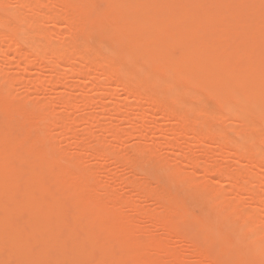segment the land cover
Masks as SVG:
<instances>
[{
	"label": "bare ground",
	"instance_id": "bare-ground-1",
	"mask_svg": "<svg viewBox=\"0 0 264 264\" xmlns=\"http://www.w3.org/2000/svg\"><path fill=\"white\" fill-rule=\"evenodd\" d=\"M8 1H0L1 62L23 74L29 93L20 99L60 88L61 110L52 115L36 96L31 106L10 99L17 78L0 71V264H189L194 254L193 264H264V0ZM92 35L101 52L86 42ZM31 69L54 78L44 83ZM79 123L83 145L68 154ZM103 135L110 143L96 149ZM157 135L171 139L161 145ZM111 147L133 165L130 177L115 164L136 200L117 193L122 181H97L87 162ZM138 174L179 196L162 184L142 189ZM243 195L258 208H243ZM177 197L210 207L195 217L170 207ZM153 200L162 210L135 206ZM171 237L186 242L190 259Z\"/></svg>",
	"mask_w": 264,
	"mask_h": 264
},
{
	"label": "rangeland",
	"instance_id": "rangeland-1",
	"mask_svg": "<svg viewBox=\"0 0 264 264\" xmlns=\"http://www.w3.org/2000/svg\"><path fill=\"white\" fill-rule=\"evenodd\" d=\"M0 1H1V0H0ZM5 1H8V0H5ZM11 1H12V0H9L8 2H11ZM107 21H108L107 23H110V24H111V23L114 24V22H115L114 19H113L112 21H111V19H110V20L108 19ZM109 21H110V22H109ZM110 24H109V25H110ZM112 24H111V25H112ZM62 29L64 30V28H62ZM89 38H90L89 40L86 39V40H87L86 42L90 41V43H89L88 45H90L91 42H92L91 45H96V46H94V47H95V48L98 47V51L101 52L102 49L100 48V46H97L98 35H92V36L89 37ZM91 47H93V46H91ZM100 49H101V50H100ZM96 52H97V49H96ZM1 59L3 60V58H1ZM1 59H0V64H1V63H2V64L0 65V71H1L3 68H5V69H3V71H4L5 73H7V72H8V73H7V75L4 74L3 71L0 72V73H3V74L6 75V76H8V74H9V77L13 75L14 77L12 76V79L17 78L16 81H20V80H18V79L21 78V76L23 77V74H22V75H19L18 72H19V73H21V72H20L17 68H15V67H16L15 65H12L11 67H10V65L7 66L5 63L3 64L4 61L1 62V61H2ZM3 65H4V66H3ZM6 68H7V69H6ZM32 70H33V71H32ZM46 70H47V69H45V72L42 71V73H41V71H40L39 73H36V72H38V70H36V69H31V71H30V75L33 74V75H32L33 78H34V77L37 78V79L39 78V79L42 80L43 82H44V81H47V79L52 80V79L54 78V77H52V76H54V75L52 74V76H50L52 72H49V73H48L49 70H48V71H46ZM16 72H17V73H16ZM34 72H35V73H34ZM46 72H47V73H46ZM31 73H32V74H31ZM10 74H11V75H10ZM35 74H36V75H35ZM49 74H50V75H49ZM15 75H17V77H15ZM32 76H31V77H32ZM24 77H25V78H28L27 75H24ZM66 78L69 79V77H66ZM12 79L10 78V81H11V82L13 81ZM68 79H67V80H68ZM49 80H48V81H49ZM10 81H9V83H10ZM16 81H15V83H14V81H13V82L11 83V85H9V83H8L9 88L12 89L10 92L13 93L12 95L15 94L14 96L11 95V96H10V99H12V100H16L17 98H11V97H15V96H16V97H19V98L17 99V101L19 100V103H20V102H23L22 100L24 99L25 93H29V91L26 92V90H28V87H26V86H28V85L23 84V82H22V84H23V85H22V84H21V81H20V82H16ZM44 83H45V82H44ZM46 83H48V82H46ZM88 83H89V84H88ZM92 84H93V83H92L91 81H90V82H89V81H86V82H84L82 85L88 87V89H89L90 87H92ZM0 86H1L0 88L2 89V83H0ZM1 89H0V91H1ZM57 89H58L59 91H61L60 88H57ZM57 89H55L54 92H49V93H48V92H46V93H45V92H43V93H40V92H39V93H37V94H31L30 99L36 96V99H38V100H39V99H43V101H44V99H45V101H47V102L49 101V102H50V105L48 104L49 107H48V105H46L45 107H46V109H49V108H50L49 110H51V108L53 107L52 110H54V111H53L54 113H53V112L51 113V111H49V110H48V112H46V113H48V114L51 113L52 115H55V114L58 112V110H61V108L58 107L59 104L56 103L57 100L54 99V98H56V95L59 94ZM71 92H72V93H71ZM114 92H115L116 95H118V96H121V95H122V90H121V89H115ZM10 94H11V93H10ZM16 94H20V96H19V95L17 96ZM78 94H79V93H77V90H72V91H70V95L76 96V95H78ZM21 95H24V96H22L23 99H20V98H21ZM26 95H27V94H26ZM58 96H59V95H58ZM58 96H57V97H58ZM44 97H45V98H44ZM30 99H29V98L24 99V104H25V105H28L29 103L32 104L33 101L30 100ZM51 100L53 101L54 104L51 103V102H52ZM39 101H41V100H39ZM27 102H28V103H27ZM205 102H206V103H211V102H210L209 100H207V99L205 100ZM26 103H27V104H26ZM20 104L23 105L22 103H20ZM31 104H29V106H31ZM57 104H58V106H57ZM55 105H56V106H55ZM32 106L34 107V105H32ZM50 106H51V107H50ZM55 110L57 111L56 113H55ZM92 110H94V109H92ZM98 111H99V110H98ZM98 111H97V109H95L94 111H91L90 113L93 114V115H98V116H99V114H100L101 112L99 113ZM58 114H60V111H59ZM58 114H56V115H58ZM0 115H1V116H0V125H1L2 113H0ZM102 115H103V114H101L100 116H102ZM154 118H156V117H154ZM154 118H153V119L150 118V119H151V120H155ZM151 120H149V121H151ZM158 120H159V118H157V122H156V120H155L156 123L160 122V123H158V124H162V123L164 124V123L166 122V123L164 124V125H165V128H166V126H167L168 124H170L169 121H165V120H163V121H162V120H161V121H158ZM155 122H153V123H155ZM161 122H162V123H161ZM83 124H84V123H82V124L79 123V124H77V125H73L74 128H75L74 130L77 131V132H76V134H77L76 137H77V138H75V137H69V138H67V140H68V142L66 141L67 144H68L70 141H72V143H69V145H67L66 142L63 141V138H60V137H59V135H60L59 133H58V134H59L58 137H59V139H61V140L57 139V138H58L57 136H56L57 138L55 137V138H56V139H55L56 141L53 140V139H54L53 137H50V138H51V139H50L51 142H53L57 148H59V147H61L62 145L66 144V148H67V147L70 148V150H69V148H68V150L66 149V151L68 152V154L70 153V154L73 155V153H71V152H73V151H75V152L79 151V148H76L75 145H76V144H77L78 146H82V145H83L82 142H80L79 140H77L78 138H80V137L82 138V137H84V135H85V133L83 134V133H81V132H82L83 130H84L83 132H85L87 126H86V124H84V125H83ZM163 124H162V125H163ZM166 124H167V125H166ZM79 126H80V127H79ZM85 127H86V128H85ZM88 127H89V126H88ZM83 128H84V129H83ZM38 129L40 130V131H39L40 133H41L42 131H43V132L46 131L45 128H44V130H42L43 127H42V128L40 127V128H38ZM38 129L35 130V133H34L35 135H37V133L39 134ZM41 130H42V131H41ZM54 133L57 134V131L54 130ZM80 133H81V134H80ZM52 134H53V131H52L51 135H52ZM231 134H232V133H231ZM78 135H79V137H78ZM98 135H101V136H102V133H99ZM150 135H151V134H150ZM153 135H154V134H153ZM60 136H61V135H60ZM151 136H152V135H151ZM164 136H165V135H160V136L157 135V137L155 136V138H156L157 141H159L160 143H161L164 139H169V138L171 139L170 136H167V137H165V138L163 139ZM232 136H233V137H236V136H234V134H232ZM232 136H231V137H232ZM62 137H63V136H62ZM101 138H105L104 135H103V137H101ZM158 138H159V139H158ZM69 139H70V140H69ZM105 139H106V138H105ZM160 139H161L162 141H161ZM57 140H59V142L63 141L64 144L60 145V144L57 142ZM73 140H74V141H73ZM107 140H108V138H107L106 140L103 139V143H104V144H103V143H102V145L94 144V146L96 147V146L99 145L98 148H96V149H100L101 147H107V145L110 143V142L107 141ZM131 140H132L133 143L136 141V140H134L133 138H132V139H129V140L127 141V143L129 144V145H128L129 148H130V143H129V142H130ZM77 141H78V142H77ZM167 141H168V140H167ZM55 142H57L58 144H56ZM74 142H75V143H74ZM76 142H77V143H76ZM165 142H166V140H165ZM79 143H80V145H79ZM81 143H82V144H81ZM147 144H148V143H147ZM59 145H60V146H59ZM131 145H132V144H131ZM161 145H162V143H161ZM64 146H65V145H64ZM64 146H62V148H63ZM71 146H72V147H71ZM115 146H116V145L113 144L112 147L115 148ZM163 146H164V144H163ZM163 146H162V147H163ZM56 147H55V148H56ZM74 147H75V148H74ZM95 147H94V148H95ZM112 147L109 149V152H108L107 156L103 159L104 161H103V160H99V162H98V160L96 161V160L93 159V158H87L89 161H88L87 159H86V160H87L88 163H90L89 165L91 166V168L98 167V170H97V168H94V169H96V170L99 172V174H96V180H97V181H100V180H101V181L104 182V183H105V181H107V184L110 183L109 186L112 185L113 182L111 183V181H112L114 178H115V183H117V181H118L119 183L122 181V183H121V184H123L122 187H121L120 184H119L120 187H119L117 184H116V185H117V187H116V185L113 183V184L115 185L114 188H117V189H118V188H119V189L122 188L123 190L126 189L127 192H126L125 190H124V191H125V192H124L122 189H120V190L118 189V190H116V191H118L117 193H120V192L123 191L124 193H126V196H127V195H132V198L134 197L133 199L136 200L137 197L134 196V195L137 193V192H134V191H136V190H134L132 187H131V188H128V186H126V185H127V183H126L127 180L130 179V178H129L130 172H131V174H132V168H133V165L131 164L132 167H130V166H131L130 164H129V165H130V166H129L127 163L124 162V161H125V160H124L125 158H124V156L121 154L122 152H119V153H120V155H122L123 158H124V159H123V158L121 157V159L123 160V161H122V160H121V161H122V163L124 162V164H122L120 161H117V160H120V157H118L119 153H118V151H117L116 149H115V150L113 149V151H112ZM116 147L118 148V146H116ZM162 147H161V148H162ZM57 148H56V149H57ZM125 148H127L126 145H125ZM129 148H127V151H129V150H128ZM72 149H74V150H72ZM75 149H76V150H75ZM118 149L121 150V148H118ZM164 149H165V150H164ZM167 149H168V150H167ZM167 149H166V147L163 148V149L160 151V153H161V152L164 153V152H166V150H167V152H169V151L171 152V151H172V150H169V148H167ZM122 150H124V148H122ZM122 150H121V151H122ZM69 151H71V152H69ZM115 152L117 153V155H116L117 157H116V158H119V159L114 158V157H115V154H116ZM111 153H112V154L114 153L113 157H112V154H111ZM123 153H126V152L123 151ZM127 153H128V152H127ZM163 153H162V154H163ZM167 154H168V155H167ZM169 154H172V152H171V153H166L167 156H164L165 154H164L163 156H164V157H167V159H168V158L170 157ZM120 155H119V156H120ZM125 155H126V154H125ZM159 155H160V154H159ZM163 156H161V159H162V160H165V159L163 158ZM159 157H160V156H158V158H159ZM170 158H172V156H171ZM105 159H106V160H105ZM112 159H115L116 162L113 161V162H115V163H113V162H112ZM218 159H219V158H218ZM220 159H222V157H220ZM90 160H91V161H90ZM92 160H93V161H92ZM155 160L157 161L156 158H155ZM155 160H154V161H155ZM84 161H85V160H84ZM94 161H95V163H93ZM101 161H102V162H101ZM110 161H111V162H110ZM156 161H155V163H156ZM159 161H160V158H159ZM159 161H158L157 163H159ZM165 161H166V160H165ZM217 161H218V160H217ZM87 162H86V163H87ZM91 162H92V163H91ZM100 162H101L102 164H101ZM119 162H120V163H119ZM160 162H161V161H160ZM168 162H169V163H172V161L170 162V160H168ZM218 162H219V161H218ZM86 163H83V165L87 166ZM112 163H113V164H112ZM152 163H153V161H152ZM155 163H153V164L150 163V164H151V165H155ZM157 163H156V164H157ZM219 163H220V162H219ZM221 163H222V160H221ZM92 164H93V165H92ZM94 164H95L96 166H95ZM115 164L117 165V167H118V165H120V166H119V167L121 168V169H120V172H119V170H118V171L116 170V169H118V168L116 167ZM133 164L136 166V163H133ZM89 165H88V167H90ZM113 165H115L116 168H115ZM121 165H122V166L124 165V166H123V169H124L125 166H128V167H129V170L127 169L128 167H125V169H124L125 171L127 170V173L130 171V168H131V171L129 172V175H128V179H126V180H125V178L122 177L123 175H122V176H119V175L117 174V173L119 172L120 174H123V173H124V175H126V172H124V170H123V173L121 172V170H122V166H121ZM151 165H150V166H151ZM107 166H108V167H107ZM109 166H110V169L112 170V171H110V172H111V173L114 172V174H112V176H109V175L105 176V174H107V173L109 172ZM111 167H112V168H111ZM151 167H152V166H151ZM148 168H149V167H148ZM145 169L147 170V168H145ZM149 169H151V168H149ZM149 169H148V171H149ZM107 170H108V172H107ZM146 170H145V172H144L145 174L142 172V173L145 175V177H146V175H148L149 173H150V174L152 173V172H150L151 170H150L149 172H147ZM116 171H117V172H116ZM98 172H97V173H98ZM105 172H106V173H105ZM146 172H147L148 174H147ZM142 173H140V174H142ZM103 174H104V175H103ZM97 175H98V177H97ZM132 175H133V174H132ZM138 175H139V174H138ZM138 175H136L135 177H137ZM151 175H153V174H151ZM139 176H140V178H139V177H138V178L140 179V180H139V181H140V184H143V185H142L143 187L140 185L142 189H145L144 187L147 188V186L149 187V186H150L149 184H151V185L153 186V187L150 186V187H152L151 189H153V188L155 187L154 185H157V184L160 185V184H162V186H161V185H160V186H161L163 189H167L169 194H172V196H173V193H170V191L173 192V191L175 190L174 194L177 193V194H175V196H177V195L179 196V193H180L179 190H176V189L172 190L170 187H167L165 181H163L162 179H161V181H163V182H160V181H159V180H160L159 178H157L156 176H155V177L152 176V177H153L152 181L155 180L154 182H155L156 184H155V183L152 184V183H150V182L148 181V183L146 182V183H147V185H146V183H143L145 180H142V179H141V178L144 179L145 177H142L141 175H139ZM105 177H107L106 180L104 179ZM108 177H109L110 179H111L112 177H113V178L110 180ZM121 177H122V178H121ZM124 177H125V176H124ZM126 177H127V176H126ZM130 177H132V176L130 175ZM149 177H151V176L148 175L146 179H149ZM199 177H200V175H198V178H199ZM97 178H98V179H97ZM99 178H100V180H99ZM154 178H155V179H154ZM206 178H208V177H204V178H202V179H203V180H206ZM108 179L110 180V182H108ZM123 179H124L125 181H123ZM134 179H135V178H134ZM136 179H137V178H136ZM196 179H197V178H196ZM202 179H201V181H202ZM104 180H105V181H104ZM116 180H117V181H116ZM149 180H150V179H149ZM164 180H165V179H164ZM260 180H261V179H260ZM113 181H114V180H113ZM141 181H142V182H141ZM197 181L199 182V179H198ZM201 181H200V182H201ZM208 181H209V179H208ZM224 181H225V182H224ZM224 181H222V183H225V185H226V187H227V186H228V185H227L228 183H227L226 180H224ZM136 182L138 183V181H136ZM200 182H199V183H200ZM261 182L264 183L263 181H261ZM202 183H203V182H202ZM209 183H210V181H209ZM105 184H106V183H105ZM164 184H165V185H164ZM206 184H207V182H206ZM61 185H62V184H61ZM63 185H64V184H63ZM128 185H129V184H128ZM144 185H145V186H144ZM123 186H124V187L126 186L127 188H126V187L123 188ZM129 187H130V186H129ZM161 187H158V189L161 188ZM166 187H167V188H166ZM114 188H113V186H112V189H113V190H114ZM128 189H129V190H128ZM130 189H132V190L130 191ZM142 189H141V190H142ZM155 189H156V187H155ZM100 190H101V189H100ZM100 190H99V191H100ZM141 190H140V191H141ZM145 190H146V189H145ZM151 191H153V190H151ZM99 193H103V192L101 191V192H99ZM114 193H115V192H114ZM117 193H116V194H117ZM124 193H122V195H123ZM127 193H128V194H127ZM120 195H121V193H120ZM124 195H125V194H124ZM172 196H171V197H172ZM243 196H244V195H243ZM243 196H242V198H243ZM246 196H247V195H245L244 197L246 198ZM135 197H136V198H135ZM262 197H263V195H262ZM173 198H174V196H173ZM177 198H179V197H177ZM245 198H244V199H245ZM247 198H248V199H247ZM247 198H246V201L248 200V203H247V204H246V202H245L243 199H241V201L243 202V204H245V205H244L245 207L243 206V208H246V209L248 210L247 206H250V207H249V209H250V208L254 207V206H253L254 204H258L257 202L254 203V202H251V201H250V202H251V203H250L251 205H250V204H249V197L247 196ZM179 199H181V202H176V203H175V202H172V203L169 202L170 207H172V208H176V207H177V208H180L181 210H183V211H185V212H187V213H189L190 215L195 216V217H200V216L203 214V212L206 211V209H207L208 207H210V206H207V208L205 209V207H206L205 205H202V207H200L201 205L195 203V204H197V205L194 206V203H193V202H187L188 200H187V201H184V200H186V198H183V199H182V198L180 197ZM231 199H232V198H231ZM231 199H230V200H231ZM153 202H154V200H153L152 202H151V201H147V202H136V203H135V206H136V205L140 206L139 209H140V208H143L144 211H145L146 209H150L151 212H154V211L159 212V211H160L159 209H161L160 207H159L158 210H155L156 208H158L157 205L159 206V203L157 204V202H155V203H156V204H155V203H153ZM60 203H61V205L65 208V210H68V211H69V209L71 208L69 212L72 213V206L70 205V202H66L67 204H66L65 202H60ZM252 203H253V205H252ZM68 204H69V205H68ZM151 204H152V205H151ZM177 204H179L180 206H179V205L176 206ZM187 204H188V205H187ZM192 204H193V205H192ZM243 204H242V205H243ZM174 205H175L176 207H175ZM189 205H191V207H188ZM135 206H134V209H135ZM251 206H252V207H251ZM258 206H259V204H258V205H255V208H258ZM136 207H137V206H136ZM155 207H156V208H155ZM137 208H138V207H137ZM137 208H136V209H137ZM154 208H155V209H154ZM185 208H186V209H185ZM139 209H137V210L139 211ZM152 209H154V210L152 211ZM125 210H127V209H124V211H125ZM140 210H141V209H140ZM161 210H162V209H161ZM211 210H212V208H210L207 212H209V211H211ZM250 210H251V209H250ZM142 212H143V211H142ZM145 212H146V211H145ZM148 212H150V211H148ZM145 222H146V221H144V222H142V223H144L145 226H147L146 229L148 228V224H149V226L151 227L150 230H149V229H147V230H149V231L152 230L154 234L156 233L155 231H157L156 234H160V235L162 234V232L159 231V230H156V229H155V231H154V228L151 226V224H150L149 222H146V223H145ZM140 226H142L141 223H140ZM143 226H144V225H143ZM143 226H142V227H143ZM142 227H141V228H142ZM152 231H151V232H152ZM159 232H160V233H159ZM175 239H176V238L171 237V238H169V242L171 243V242L177 241V239H176V240H175ZM172 240H173V241H172ZM180 241H181V242H180ZM169 242L167 241L169 247L172 246V245H173V246L176 245L177 247H176V246H175V247H176L178 250L180 249V250H181V251H180L181 253H180L179 251H177V249L174 247V248L176 249V251L179 252V253L182 254V255L188 256L189 259L191 258V256H192L193 253H194V252L191 253V252H192V249H190L189 247H187V244H185L186 242H184L183 240H179L178 242H175L176 244H175V243H173V244L171 243L172 245H170ZM179 242H180V243H179ZM182 242H184V243H182ZM179 245H180V246H179ZM173 246H172V247H173ZM172 247H170V248H172ZM184 247H185L186 250H183ZM173 250H174V249H173ZM189 250H190L191 252H189ZM183 251H184V252H183ZM186 251L189 252V253H187ZM185 253H186V254H185ZM194 255H195V254H194ZM194 255L192 256V259H194L193 261L196 263V261H197L196 259H197L198 257L195 258L197 255H195V257H194ZM193 257H194V258H193ZM185 259H186V258H185ZM192 259H190L192 263L190 262V260H188V259H186V260H188L191 264H193ZM186 262H187V261H186ZM189 262H188V263H189ZM190 263H189V264H190Z\"/></svg>",
	"mask_w": 264,
	"mask_h": 264
}]
</instances>
